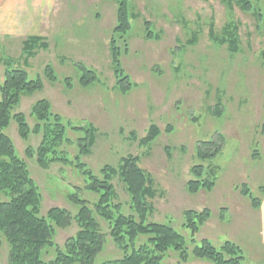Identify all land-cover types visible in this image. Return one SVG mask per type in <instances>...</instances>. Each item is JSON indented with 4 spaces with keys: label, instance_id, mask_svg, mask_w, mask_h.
Masks as SVG:
<instances>
[{
    "label": "rangeland",
    "instance_id": "374dc122",
    "mask_svg": "<svg viewBox=\"0 0 264 264\" xmlns=\"http://www.w3.org/2000/svg\"><path fill=\"white\" fill-rule=\"evenodd\" d=\"M130 1L140 17L133 23L130 39L119 42L118 47L122 51L124 75L129 76L135 88L128 94L121 93L112 66L110 45L118 6L106 0H80L75 16L86 19L81 20L79 27H72L77 38H71L72 30L59 40L58 46L51 39L44 64L31 67L32 77H36L50 64L59 81L55 85L45 81L43 92L23 99L21 111L28 115L33 103L47 99L56 113L69 120L70 126L93 125L95 145L91 155L83 156L82 161L94 174L100 177L105 166L117 167L129 155L140 157L141 167L155 182L150 200L155 209L154 222L171 224L189 242L191 232L184 228L183 214L189 210H208L211 219L201 228L196 240L207 239L217 246L226 241L235 242L244 250L245 264H264V65L259 60L264 31L259 30L261 25L252 12H244L236 4L229 6L225 0ZM233 20L239 24L235 33L242 48L237 54L229 53L228 45L217 42L211 33V24L220 34ZM193 33L198 34L195 41ZM63 57L70 62L62 61ZM78 64L94 70L97 84L89 89L80 87ZM2 74L0 68L1 81ZM65 80L71 82L69 88L65 87ZM29 123L34 125L30 119ZM152 125L159 128L161 135L149 149L140 141L148 136ZM7 134L29 164L43 199V215L52 208L70 213L71 225L58 230L55 240L63 246L78 231L74 222L79 211L77 201L81 199L93 208L97 196L87 191L82 175L74 166L54 162L48 169H42L35 159L26 157L29 146L33 150L39 146V137L24 142L15 123ZM76 136L69 130L71 140H76ZM209 140L216 144L212 148L221 147L213 167L197 158L199 148L205 154L214 150L203 144ZM66 149L72 159L79 153L77 147ZM198 165L205 168V177L211 169L216 171L218 182L213 192L201 191L196 195L188 192L187 184L196 180L193 169ZM114 184L119 202L128 212V195L118 180ZM243 186L259 202L258 207H253L243 194ZM102 229L103 251L99 261L121 258L105 224ZM192 248L190 245L189 252ZM53 256L52 250L46 259ZM0 264H9L6 246L0 253ZM165 264L206 263L192 256L184 263L174 253Z\"/></svg>",
    "mask_w": 264,
    "mask_h": 264
},
{
    "label": "trees",
    "instance_id": "16d2710c",
    "mask_svg": "<svg viewBox=\"0 0 264 264\" xmlns=\"http://www.w3.org/2000/svg\"><path fill=\"white\" fill-rule=\"evenodd\" d=\"M106 1L114 2L118 6L117 24L112 31L110 49L112 66L118 78L117 87L121 93L128 94L135 87L128 80L129 76L124 75L122 51L118 45L119 42L125 43L130 39L133 23L140 16L130 0ZM225 2L229 6H240L244 12H252L257 23L261 25L259 30L264 31L262 0H254V3L252 0ZM213 27L211 24V33L217 42L227 44L231 54L240 52L242 48L235 33L239 31V24L233 20L220 34H217ZM193 35L195 41L198 34ZM45 44L40 38H30L23 45V55L19 61L11 59L2 63L4 71L3 80H0V253L6 246L9 264H165L174 253L184 263L192 256L206 264H245L244 250L235 242L226 241L217 246L207 239L200 242L196 240L201 228L211 219L212 215L208 210H189L183 214L184 228L191 232L189 242L171 224L152 220L155 209L150 200L153 198L155 182L141 167L140 157L129 155L123 158L117 167L107 165L98 177L82 161L83 156L91 155L95 145L96 129L93 125L88 128L70 126L69 120L56 113L47 99L33 103L28 115L21 111L23 99L43 92L45 81L53 85L59 81L55 69L50 64H46L41 74L37 73L36 77H32L34 73L31 72V66H23V62L35 59L38 51L48 49ZM63 60L69 61L64 57ZM259 60L264 65V45L259 53ZM17 62L19 65H16ZM77 69L80 72V87L89 89L97 84L94 70L81 64H78ZM69 83L71 82L65 80L66 88H69ZM29 119L33 121V126L30 125ZM13 123L16 124L19 137L24 142H29L33 136L41 140L37 149L33 150L31 146L26 149L27 158L35 159L42 169H48L54 162L74 166L82 175L87 191L97 196L93 208L81 199L77 201L79 211L74 217V222L78 231L63 246L56 244V236L58 230L71 225L72 217L67 210L61 208H52L43 215V199L31 175L29 164L19 155L12 138L7 134ZM69 130L77 135L76 140L68 137ZM160 132L156 125H152L148 136L141 140L140 144L151 149L160 137ZM133 138L137 141L136 137ZM203 144L214 150L205 154L199 148L197 158L202 162H210L209 165L213 167V161L221 153V147L212 148L216 146L213 140ZM71 147H77L79 151L74 159L66 151V148ZM204 169L202 165L194 167L196 180L187 184L191 195L201 191L211 193L216 187V171L211 169L205 177ZM115 180L120 182L128 195V212L124 211L123 204L119 202ZM242 188L252 206L258 207L259 202L251 196L248 188ZM102 224H105L109 237L121 252L122 257L117 260L98 259L103 251ZM190 245L193 246L191 252ZM52 250L53 259H46Z\"/></svg>",
    "mask_w": 264,
    "mask_h": 264
},
{
    "label": "crops",
    "instance_id": "0c3cea01",
    "mask_svg": "<svg viewBox=\"0 0 264 264\" xmlns=\"http://www.w3.org/2000/svg\"><path fill=\"white\" fill-rule=\"evenodd\" d=\"M78 1V2H77ZM80 0H0V68L4 71L5 60L23 55V45L30 38H40L48 49L38 51L35 59L23 62V66L44 64V55H48L51 39L55 46L69 32L71 38H77L72 27L83 19L76 18L75 12ZM82 32V27L79 30ZM80 36V35H79ZM37 59V62L35 60ZM46 62V61H45ZM16 65H19L18 62ZM3 75V74H2Z\"/></svg>",
    "mask_w": 264,
    "mask_h": 264
}]
</instances>
